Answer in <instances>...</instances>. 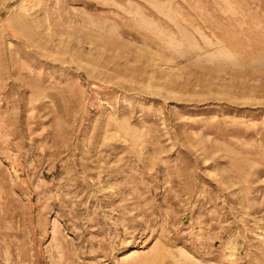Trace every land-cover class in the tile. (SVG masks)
Instances as JSON below:
<instances>
[{
  "label": "rangeland",
  "instance_id": "rangeland-1",
  "mask_svg": "<svg viewBox=\"0 0 264 264\" xmlns=\"http://www.w3.org/2000/svg\"><path fill=\"white\" fill-rule=\"evenodd\" d=\"M0 264H264V0H0Z\"/></svg>",
  "mask_w": 264,
  "mask_h": 264
}]
</instances>
